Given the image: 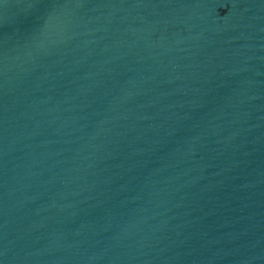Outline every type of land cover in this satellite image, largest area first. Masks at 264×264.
<instances>
[{"label":"water","instance_id":"95a60500","mask_svg":"<svg viewBox=\"0 0 264 264\" xmlns=\"http://www.w3.org/2000/svg\"><path fill=\"white\" fill-rule=\"evenodd\" d=\"M0 264H264V0H0Z\"/></svg>","mask_w":264,"mask_h":264}]
</instances>
